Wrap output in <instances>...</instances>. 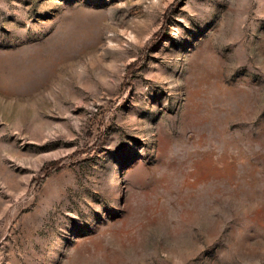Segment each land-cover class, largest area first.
I'll return each instance as SVG.
<instances>
[{"label":"rangeland","instance_id":"rangeland-1","mask_svg":"<svg viewBox=\"0 0 264 264\" xmlns=\"http://www.w3.org/2000/svg\"><path fill=\"white\" fill-rule=\"evenodd\" d=\"M0 264H264V0H0Z\"/></svg>","mask_w":264,"mask_h":264}]
</instances>
